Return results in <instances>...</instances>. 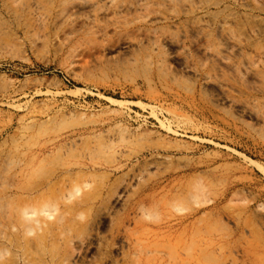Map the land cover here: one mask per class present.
Instances as JSON below:
<instances>
[{
    "label": "rangeland",
    "instance_id": "obj_1",
    "mask_svg": "<svg viewBox=\"0 0 264 264\" xmlns=\"http://www.w3.org/2000/svg\"><path fill=\"white\" fill-rule=\"evenodd\" d=\"M182 216L264 264V0H0V264H159Z\"/></svg>",
    "mask_w": 264,
    "mask_h": 264
},
{
    "label": "bare ground",
    "instance_id": "obj_2",
    "mask_svg": "<svg viewBox=\"0 0 264 264\" xmlns=\"http://www.w3.org/2000/svg\"><path fill=\"white\" fill-rule=\"evenodd\" d=\"M183 181V180H182ZM181 181V182H182ZM174 184V183H173ZM181 184V183H180ZM184 185V184H183ZM182 185V186H183ZM168 186H170V185H168ZM172 186V185H171ZM180 186V185H179ZM178 186H176V188H177ZM161 189V188H160ZM181 189H182V187H181ZM156 190V189H155ZM172 190H174V189H172ZM178 190H180V189H178ZM153 191V190H152ZM166 191H167V189H166ZM186 191V190H185ZM155 192V191H154ZM153 192V193H154ZM160 191H158L157 192V194L159 193ZM169 193V192H168ZM180 193H182V196H183V194H184V192H180ZM143 194V193H142ZM149 193H147V195H148ZM150 194H151V192H150ZM149 194V195H150ZM163 194V193H162ZM166 194V193H165ZM160 195V197L162 196L161 194H159ZM167 195V194H166ZM176 195H177V193H176ZM176 195H174V196H176ZM190 195V194H189ZM191 195H193L192 193H191ZM144 197H145V195H143ZM152 196H153V198H152ZM169 196V195H168ZM182 196H180V197H182ZM199 196V195H198ZM143 198V197H142ZM149 198H152L151 200H152V202H158V203H160V202H162V204H168V202L170 201V202H173L172 204H174V201H173V198H172V200H170L167 196H163V197H161L160 199H157V196L156 195H151V196H147L143 201L144 202H146ZM188 198L190 199V197L188 196ZM192 198V197H191ZM196 198V197H195ZM140 199V198H139ZM175 199V198H174ZM183 200L184 199V197H182V198H180V199H178V196H177V199H176V201L177 200ZM150 200V199H149ZM185 200V199H184ZM140 201V200H139ZM191 201V200H190ZM193 201V200H192ZM142 202V201H141ZM149 202V201H148ZM137 203H140V202H137ZM150 203V202H149ZM157 203V204H158ZM176 203H178V202H176ZM175 203V204H176ZM181 203H182V201H181ZM183 203H186V202H183ZM145 204V203H144ZM156 204V205H157ZM188 204V203H187ZM187 204L186 205H184L185 207L187 206ZM190 204V203H189ZM140 205H141V203H140ZM143 205V204H142ZM159 205H161V204H159ZM193 205L194 204H192L190 207L191 208H193L194 209V207H193ZM138 206V205H137ZM146 206H148L147 204H146ZM145 206V207H146ZM149 206H150V204H149ZM167 206V205H166ZM173 207H174V205H172ZM144 207V208H145ZM164 207V206H163ZM180 207H182V206H180ZM184 207V208H185ZM141 208V207H140ZM148 208V207H147ZM157 208V207H156ZM165 208V207H164ZM167 208V207H166ZM165 208V209H166ZM177 208V207H176ZM187 208V207H186ZM185 208V209H186ZM191 208H188V209H190L191 210V212H192V210L193 209H191ZM170 209V208H169ZM182 209H183V207H182ZM181 209V210H182ZM196 209V208H195ZM160 210H161V208H160ZM178 210H180V208H178ZM184 210V209H183ZM182 210V211H183ZM162 211H166V210H162ZM187 211V210H186ZM172 212V211H171ZM190 212V213H191ZM202 212V211H201ZM166 213H167V215H168V212L166 211ZM165 213V214H166ZM170 213V212H169ZM197 213H198V209L197 210H193V212L191 213V218H194V217H196V215H197ZM171 214H174V213H171ZM175 215V214H174ZM184 215V214H183ZM187 215V214H186ZM201 216V215H200ZM168 217V216H167ZM173 217V216H172ZM175 217V216H174ZM126 218V217H125ZM180 218V217H179ZM182 218H183V216H182ZM180 219V224H181V226H182V229H181V232L180 233H178L177 235H175V236H172V239H173V241L175 242V247H176V249L174 250L173 248L174 247H170V249H169V252H168V259H161V257H160V259H154L155 260V263L156 262H158L159 261V264H201L202 262H201V260H202V258H203V261H204V258L205 257H203V253H202V251L205 249H203L202 251L199 249V247H198V245H197V242H196V239H195V237H191V238H189L190 237V235L192 234V233H189V232H191V231H189L188 230V226H187V220H188V217H185V218H183V219ZM190 218V219H191ZM201 219V218H200ZM200 219H199V221H200ZM128 220H129V218H128ZM165 220H166V218H165ZM172 220V219H171ZM197 220H198V218H197ZM202 220V219H201ZM133 221V220H132ZM170 221V220H169ZM177 221H179V220H177ZM192 221H194V220H192ZM137 222H139V221H137ZM174 222H176V220L174 221ZM195 222H196V220H195ZM194 222V223H195ZM201 223H202V221H200ZM199 222V223H200ZM123 223V222H122ZM121 223V225H123ZM136 222H134V224H135ZM197 223V222H196ZM195 223V224H196ZM200 223V224H201ZM131 224V223H130ZM129 224V225H130ZM137 224V223H136ZM140 224V223H139ZM169 224V223H168ZM171 224V223H170ZM199 224V225H200ZM125 225V224H124ZM138 225V224H137ZM136 225V226H137ZM197 225V224H196ZM198 225V226H199ZM197 226V227H198ZM141 227V226H140ZM192 227V226H191ZM121 228V227H120ZM123 228V227H122ZM196 228V227H195ZM194 228V229H195ZM136 229V228H135ZM193 229V230H194ZM129 230V229H128ZM124 231H125V228H124ZM171 231V230H170ZM195 231H197V230H195ZM127 232V231H126ZM129 232H133V231H129ZM172 232H173V230H172ZM198 233V232H197ZM201 233H202V230H201ZM190 234V235H189ZM198 234H200V233H198ZM197 234V235H198ZM203 234V233H202ZM171 235H173V234H170L169 236L171 237ZM196 235V236H197ZM204 235V234H203ZM171 239V240H172ZM198 239H199V237H198ZM203 239V238H202ZM201 239V240H202ZM137 240V239H136ZM201 240H199V243H200V241ZM205 240V239H204ZM139 241V240H138ZM208 241H211V240H208ZM135 242V241H134ZM140 243V242H139ZM159 242H157V244H158ZM198 243V244H199ZM211 243V242H210ZM136 244V243H135ZM138 244V243H137ZM143 244V243H142ZM146 244V243H145ZM155 243H153V245H154ZM189 244H192L191 246L189 245ZM139 245V244H138ZM152 245V244H151ZM152 245V246H153ZM168 245H170L169 243H168ZM190 247H189V246ZM213 245V244H212ZM240 245V244H239ZM155 246V245H154ZM154 246H153V248H154ZM156 246H158V245H156ZM156 246H155V248H156ZM166 246H167V244H166ZM188 246V247H187ZM141 247V246H140ZM151 247V246H150ZM205 247V246H204ZM137 248V247H136ZM139 248V247H138ZM152 248V247H151ZM154 248V249H155ZM162 248H165V247H162ZM158 249H160L159 247H158ZM165 249H167V247L165 248ZM142 250V249H141ZM143 250H145V249H143ZM157 250V249H156ZM207 250V249H206ZM147 251V250H146ZM153 251V253L155 252L154 250H152ZM209 252V251H208ZM251 252H252V249H251ZM140 254H142L141 252H139ZM150 253V252H149ZM167 253V252H166ZM246 253V252H245ZM249 253V252H248ZM253 253V252H252ZM147 254H148V252H147ZM158 254H161V253H159L158 252ZM247 254V253H246ZM250 254V253H249ZM165 255V254H164ZM210 255V254H209ZM148 256V255H147ZM165 256H167V254L165 255ZM206 256H208V254L206 255ZM208 258V257H207ZM206 258V260H208ZM248 258V257H247ZM143 259H145V258H143ZM152 260V259H151ZM206 260L204 261V262H206ZM147 261V260H146ZM149 261V260H148ZM147 261V262H148ZM143 262H145L144 260H143ZM154 262V261H153ZM151 263V262H150ZM206 263H208V261L206 262ZM148 264V263H147ZM151 264H154V263H151ZM158 264V263H157ZM209 264V263H208Z\"/></svg>",
    "mask_w": 264,
    "mask_h": 264
}]
</instances>
